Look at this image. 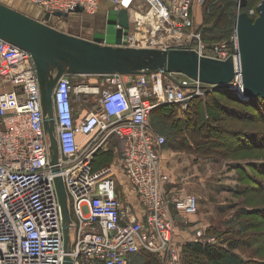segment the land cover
I'll use <instances>...</instances> for the list:
<instances>
[{"label": "built area", "instance_id": "1", "mask_svg": "<svg viewBox=\"0 0 264 264\" xmlns=\"http://www.w3.org/2000/svg\"><path fill=\"white\" fill-rule=\"evenodd\" d=\"M29 1L42 13L70 14L82 7L91 15L106 1L110 9L129 11L133 31L124 46L180 47L220 59L237 58L236 31L231 39L208 44L196 26L194 5L206 0H144L146 8L136 5L141 10L135 13L134 0ZM250 12L256 13L255 8ZM174 73L98 74L100 82L91 84L74 79L88 74H63L52 94L59 149L58 161L52 163L33 55L0 38V264H63L66 256L74 264H129L131 255L140 251L166 254L167 264H179L169 254L171 206L195 213L198 198L193 193L170 198L165 192L166 136L154 129L150 117L156 107L183 104L214 85L186 75L177 79ZM90 94L95 97L93 109ZM112 138L121 145V169L138 210L121 199L114 164L94 165L96 153ZM58 176L72 218L68 250Z\"/></svg>", "mask_w": 264, "mask_h": 264}, {"label": "rangeland", "instance_id": "2", "mask_svg": "<svg viewBox=\"0 0 264 264\" xmlns=\"http://www.w3.org/2000/svg\"><path fill=\"white\" fill-rule=\"evenodd\" d=\"M212 2L218 3L217 0ZM212 2L210 0L203 3L196 2L193 11L196 26L208 29L207 39H204L208 44L222 39L215 37L217 31L212 28L214 18L210 17L207 22L204 21L206 20L205 14L209 15L207 14L208 3ZM228 2V11L234 12L235 21L232 31L225 38L231 39L236 31L238 14L246 11L247 8L241 6L243 0H229ZM23 3L19 8L31 10L32 6L36 10L39 9L29 0H23ZM247 3L251 5V0H246ZM107 4L106 1L102 3V5ZM136 5H140L141 9L146 8L144 0H134L131 6L132 13L140 12L141 9L136 8ZM254 8L256 13H251V9ZM254 8L247 12L256 17L258 11L256 7ZM106 10V8L100 9L95 15L79 11L67 16H56L49 20V24L74 35L89 36L94 30L104 29L106 26ZM32 12L36 16L39 15L34 10ZM132 31L133 25L130 24L129 32ZM173 76L181 79L184 74L174 73ZM82 78L89 84L97 83L100 80L95 76H75L74 79L82 81ZM228 90L223 86L214 85L205 94L190 98L183 104L172 103L177 106L162 108L163 110L153 112L150 117L154 129L166 136L162 150L163 173L168 175L169 181L164 185L165 192L170 198L189 193L195 194L198 198V207L195 213H185L177 209L172 211L173 234L169 254L177 257L179 264H189L187 259L189 243H213L217 240L215 236L218 232L223 230L230 232L232 228L239 230L241 226L245 228L244 230L254 233L249 237L252 244L249 246L239 245L235 250L243 258L256 261V264L264 261V221L255 215L240 213V217L237 216L241 209L258 208L263 210L264 208V189L254 188L257 182L249 178L246 173V171L251 173L250 169H252L256 176L260 177V171L257 168L264 169V147L252 145L261 144L264 141V103L249 105L240 102L234 97L226 95ZM212 92H216L220 101L225 105L222 118L217 120L210 118V124L202 127L199 119L197 121L196 102H208L212 99L210 95ZM237 92L239 94V91ZM89 102L93 109L94 95L90 94ZM79 104L81 106V102ZM75 105L79 107L78 104ZM87 106L88 104L84 103V107ZM200 107L203 109L204 105ZM250 114H255L254 117H258L259 114L260 117L258 119L249 118ZM249 131L259 132L262 140L258 138L248 140L245 145L250 147H239L237 144H240L241 140L238 137L246 136L245 134ZM232 138H235L236 144H229ZM108 148L112 151L111 163L116 167L119 195L126 206H137L134 190L121 169L123 152L119 141L112 138ZM243 190L244 192L241 193ZM243 219H252L254 222L250 227L247 225L245 227L241 222ZM71 236L74 239L75 231H71ZM148 252L136 253L130 264H167L166 254ZM198 258L203 261V264H211L203 255Z\"/></svg>", "mask_w": 264, "mask_h": 264}, {"label": "water", "instance_id": "3", "mask_svg": "<svg viewBox=\"0 0 264 264\" xmlns=\"http://www.w3.org/2000/svg\"><path fill=\"white\" fill-rule=\"evenodd\" d=\"M245 5L246 0H243L241 6ZM256 8V17L247 11L238 14L237 58L220 59L180 47L124 46L130 29L127 8L109 9L105 29L94 30L89 36H79L46 22L53 16H67L68 13L56 11L35 16L0 1V38L33 55L42 92L45 131L50 141L52 163H55L59 149L52 94L57 81L65 73L175 72L204 83L233 88L243 97H264V0H260ZM76 10L83 11V8ZM55 182L68 250L72 222L68 194L61 176L56 177ZM63 264L74 262L66 256Z\"/></svg>", "mask_w": 264, "mask_h": 264}, {"label": "trees", "instance_id": "4", "mask_svg": "<svg viewBox=\"0 0 264 264\" xmlns=\"http://www.w3.org/2000/svg\"><path fill=\"white\" fill-rule=\"evenodd\" d=\"M211 2L214 0H210ZM221 1V2H220ZM229 0H217L218 3H208L209 7L207 9V14H205V19L204 21L207 22V19L210 17H213L214 24H212V28H215L217 31L216 38H222L221 40L229 39L225 38L226 35L230 31H232V27L234 25V12L232 10L228 11L229 8ZM260 1L258 0H251V5L248 3L245 5L247 8L246 11H248L251 8H254L258 5ZM257 4V5H256ZM255 5V6H254ZM224 6V7H221ZM40 11L39 15H41L42 11ZM36 10V13L37 11ZM32 15H35L33 13H30ZM36 16V15H35ZM219 28H217V27ZM198 27V26H197ZM199 29L202 30L203 37L204 39H207V33L208 29H202L198 27ZM75 78V76H74ZM225 88V87H224ZM228 90V96L234 97L240 102H244L249 105H257L259 103H264V97L258 95V96H252V97H243L238 94V92L233 89V88H226ZM219 90V89H217ZM217 92V91H216ZM216 92L210 93L212 99L209 100L208 102H196V108L198 110V117L197 121L199 119L200 125L202 127L205 125L210 124V118H213L215 120L221 119L222 118V111L225 107L223 103L220 101V98L218 97ZM227 92V91H225ZM232 92V93H231ZM204 105V108L202 109L200 106ZM165 106V107H162ZM174 106L177 105H161L160 107L158 106L155 110L154 113L160 112L166 107H171L174 108ZM163 108V109H162ZM229 111V110H228ZM255 114H250V117H254ZM260 116L258 114V117L255 116L254 118L258 119ZM193 119V118H192ZM246 136L238 137L241 142L240 144H237L239 147H250L248 145H245V142H248V140H254L255 138H258L259 140H262L260 138V134L257 131H249L248 133L245 134ZM251 137V139H250ZM236 138V137H235ZM235 138H232L229 142V144H236ZM247 138V139H245ZM249 138V139H248ZM243 142V143H242ZM261 144H252L255 145L254 147H264V141ZM251 145V146H252ZM111 159H112V151L110 148L102 149L99 150L95 157H94V165L95 167H101L105 164H111ZM257 168V167H256ZM252 172L253 170L250 169ZM258 171H260V177L256 176V174L253 172L246 171L247 176L251 178L253 181H256L257 184L254 185V188H259V189H264V169H259L257 168ZM244 190L241 192L243 193ZM240 213H244L246 215H255L258 216V219L260 218L261 221H264V208L258 209V208H253V209H241L240 212L238 213V217H240ZM241 222L244 223L245 227L251 226L252 223L254 222L252 219L246 220L243 219ZM243 225V226H244ZM244 227H240L239 230L232 228L230 232H227L226 230H223L222 232H218L217 236H215L216 242L210 243V242H192L189 243V246L187 247V259L189 260V264H203V261L199 259L198 257L200 255L205 256L211 264H256V261L243 258L235 249L239 247V245H246L249 246L252 244V241L249 240L250 235L254 234L251 231L244 230ZM146 252V251H145ZM138 253V252H137ZM150 253V252H148ZM136 253L131 255L130 263ZM129 263V264H130ZM260 264H264V261L259 262Z\"/></svg>", "mask_w": 264, "mask_h": 264}, {"label": "crops", "instance_id": "5", "mask_svg": "<svg viewBox=\"0 0 264 264\" xmlns=\"http://www.w3.org/2000/svg\"><path fill=\"white\" fill-rule=\"evenodd\" d=\"M1 2H3V3H6V4H8L9 6H11V7H14V8H16V9H19V10H21V11H24V12H27V13H33L32 11L34 10V11H36V9L35 8H33L32 6H31V10L28 8V10H27V8L25 9V8H19V7H21L20 5H22V4H24L23 3V0H0ZM22 3V4H21ZM26 6V5H25ZM37 7V6H36ZM103 8H106L107 10H106V16H107V12H108V10L111 8V7H109V6H107V5H102V7H101V9H103ZM30 10V11H29ZM38 12V14L40 13V11L38 10L37 11ZM104 29H105V27H104ZM100 30H103V29H100ZM86 76H95V77H98L99 78V76H98V74H88V75H86ZM100 79V78H99ZM97 81V80H96ZM98 82H100V80L98 81ZM134 209H136V210H138L139 209V207H138V205L137 206H134L133 207ZM175 206H171V212L173 211H175ZM173 214V213H172Z\"/></svg>", "mask_w": 264, "mask_h": 264}, {"label": "bare ground", "instance_id": "6", "mask_svg": "<svg viewBox=\"0 0 264 264\" xmlns=\"http://www.w3.org/2000/svg\"><path fill=\"white\" fill-rule=\"evenodd\" d=\"M124 44V43H123Z\"/></svg>", "mask_w": 264, "mask_h": 264}]
</instances>
